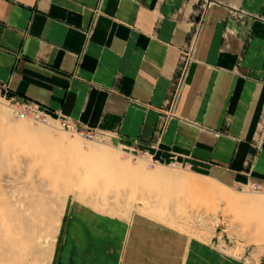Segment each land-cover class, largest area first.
Returning <instances> with one entry per match:
<instances>
[{"label":"crops","instance_id":"crops-1","mask_svg":"<svg viewBox=\"0 0 264 264\" xmlns=\"http://www.w3.org/2000/svg\"><path fill=\"white\" fill-rule=\"evenodd\" d=\"M0 83L4 98L146 146L153 165L264 187V0H0ZM67 221L55 264L188 263L136 222L122 241L94 214Z\"/></svg>","mask_w":264,"mask_h":264},{"label":"rangeland","instance_id":"rangeland-1","mask_svg":"<svg viewBox=\"0 0 264 264\" xmlns=\"http://www.w3.org/2000/svg\"><path fill=\"white\" fill-rule=\"evenodd\" d=\"M60 120L19 117L0 95V264H55L67 220L89 214L114 222L122 241L138 223V235L163 236L187 264H264V190L254 182L149 164Z\"/></svg>","mask_w":264,"mask_h":264},{"label":"built area","instance_id":"built-area-1","mask_svg":"<svg viewBox=\"0 0 264 264\" xmlns=\"http://www.w3.org/2000/svg\"><path fill=\"white\" fill-rule=\"evenodd\" d=\"M186 65L183 63L179 67V75L178 79L180 80L181 77L184 74ZM5 86L0 83V93L2 92V88ZM2 94V93H1ZM7 100V106L13 111V113L19 117H29L36 121H45L47 120L49 114L44 109V107L40 106L39 103L30 100V99H16L14 96H7L5 98ZM61 126H64L66 128L70 129H78L73 123L70 121H67L66 119H61L58 121ZM85 134L92 137H97L102 140H107L106 133L100 132V131H94V130H86ZM120 148L122 149L123 153L130 157H142L144 158L147 163L151 164L154 162V159L151 157V152L148 150L146 146L138 147L136 145H133V143L128 142H117ZM253 188H259L261 190H264V187H259L257 183L252 184Z\"/></svg>","mask_w":264,"mask_h":264}]
</instances>
